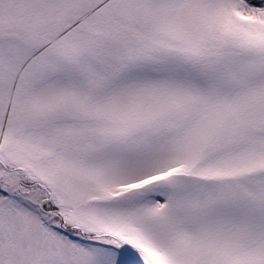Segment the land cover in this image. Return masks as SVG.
<instances>
[{
	"label": "snow or ice",
	"instance_id": "1",
	"mask_svg": "<svg viewBox=\"0 0 264 264\" xmlns=\"http://www.w3.org/2000/svg\"><path fill=\"white\" fill-rule=\"evenodd\" d=\"M0 264H264V0H0Z\"/></svg>",
	"mask_w": 264,
	"mask_h": 264
}]
</instances>
